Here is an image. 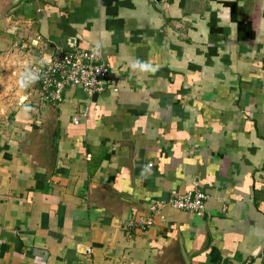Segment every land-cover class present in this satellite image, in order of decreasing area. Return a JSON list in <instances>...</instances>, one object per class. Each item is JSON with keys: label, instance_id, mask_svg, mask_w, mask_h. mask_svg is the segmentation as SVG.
Wrapping results in <instances>:
<instances>
[{"label": "crops", "instance_id": "1", "mask_svg": "<svg viewBox=\"0 0 264 264\" xmlns=\"http://www.w3.org/2000/svg\"><path fill=\"white\" fill-rule=\"evenodd\" d=\"M70 38L117 92L20 86ZM0 226V264H264V0H0Z\"/></svg>", "mask_w": 264, "mask_h": 264}, {"label": "built area", "instance_id": "2", "mask_svg": "<svg viewBox=\"0 0 264 264\" xmlns=\"http://www.w3.org/2000/svg\"><path fill=\"white\" fill-rule=\"evenodd\" d=\"M158 1L168 7L170 0ZM32 72L38 77L36 81L41 87L44 99L54 104L63 100L64 91L68 86L80 87L90 96L106 91H118V81L112 74L110 63L105 59L102 50L94 47L82 48L73 38L67 41V48L60 54L33 65ZM74 120L77 121L76 118ZM208 198L209 195L198 187L184 193L173 191L167 201L151 205L150 214L140 217L138 223L143 229L153 226L155 217L164 205L202 215ZM133 224L135 222L131 223Z\"/></svg>", "mask_w": 264, "mask_h": 264}, {"label": "water", "instance_id": "3", "mask_svg": "<svg viewBox=\"0 0 264 264\" xmlns=\"http://www.w3.org/2000/svg\"><path fill=\"white\" fill-rule=\"evenodd\" d=\"M20 0H10V3L13 5H16L19 3ZM46 138L48 142L52 141V154H55L56 149V137H57V121L54 119V121L47 125V131H46ZM47 142V141H46ZM55 159L52 157L51 159V166L54 165ZM149 215V214H148ZM147 215V216H148ZM173 255L172 257H169V260L171 258L172 264H190L188 253L184 247L183 240L180 235H178L173 240ZM164 256V255H163ZM168 260V264H169Z\"/></svg>", "mask_w": 264, "mask_h": 264}, {"label": "clouds", "instance_id": "4", "mask_svg": "<svg viewBox=\"0 0 264 264\" xmlns=\"http://www.w3.org/2000/svg\"><path fill=\"white\" fill-rule=\"evenodd\" d=\"M139 67L143 68L145 67V65L137 62ZM36 79H38L37 75L32 72V71H25L24 73L21 74V78L19 80L20 86L21 87H26L28 85H30L32 82H34ZM25 112L28 111L27 106L24 107L23 109Z\"/></svg>", "mask_w": 264, "mask_h": 264}, {"label": "trees", "instance_id": "5", "mask_svg": "<svg viewBox=\"0 0 264 264\" xmlns=\"http://www.w3.org/2000/svg\"><path fill=\"white\" fill-rule=\"evenodd\" d=\"M228 5L232 6V9L235 7V4H233V3H229Z\"/></svg>", "mask_w": 264, "mask_h": 264}, {"label": "rangeland", "instance_id": "6", "mask_svg": "<svg viewBox=\"0 0 264 264\" xmlns=\"http://www.w3.org/2000/svg\"><path fill=\"white\" fill-rule=\"evenodd\" d=\"M4 98H7V96L5 95V97Z\"/></svg>", "mask_w": 264, "mask_h": 264}]
</instances>
